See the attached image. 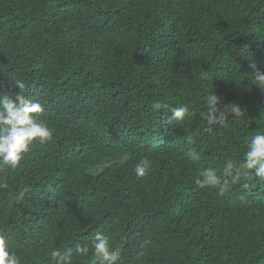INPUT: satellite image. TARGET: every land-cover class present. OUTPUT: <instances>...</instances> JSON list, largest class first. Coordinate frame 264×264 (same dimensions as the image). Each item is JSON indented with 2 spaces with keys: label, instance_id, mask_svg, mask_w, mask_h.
<instances>
[{
  "label": "trees",
  "instance_id": "16d2710c",
  "mask_svg": "<svg viewBox=\"0 0 264 264\" xmlns=\"http://www.w3.org/2000/svg\"><path fill=\"white\" fill-rule=\"evenodd\" d=\"M252 65L264 72V0H0V95L39 102L54 130L0 167L10 251L50 264L102 232L119 264H264V181L229 178L223 195L195 184L264 132ZM210 92L244 115L208 132Z\"/></svg>",
  "mask_w": 264,
  "mask_h": 264
},
{
  "label": "clouds",
  "instance_id": "9594fccd",
  "mask_svg": "<svg viewBox=\"0 0 264 264\" xmlns=\"http://www.w3.org/2000/svg\"><path fill=\"white\" fill-rule=\"evenodd\" d=\"M252 69L249 75L254 85L264 91V72L258 70L255 65H252ZM15 84L19 89L24 87L22 82L15 81ZM205 104L208 132H212L215 126H224L229 120L244 115L236 104L221 107L220 98L214 92H210L205 97ZM151 107L153 111L160 112L169 106L156 100ZM188 111L186 106L171 108V120L182 121ZM42 112L43 106L39 102L21 92L14 97L7 94L0 95V167L16 169L34 141L45 144L52 139L54 130L39 119L38 114ZM189 142H191L190 138ZM189 158L193 161L200 159L195 151L189 153ZM150 165L151 162L147 158L142 159L135 166L136 175L141 178L146 176ZM247 177L264 181V132L251 137L247 143L244 159L239 165L228 159L220 175L217 174L216 169H205L200 172L195 184L201 188L219 187L220 195H223L229 178L235 183ZM8 187L7 183L0 181V190ZM90 251L100 264H119L121 260V250L111 246L109 236L98 232L91 239L90 245L78 243L71 249H53L49 253L50 264H73L74 256H86ZM0 264H21L16 253L10 251L3 235H0Z\"/></svg>",
  "mask_w": 264,
  "mask_h": 264
}]
</instances>
